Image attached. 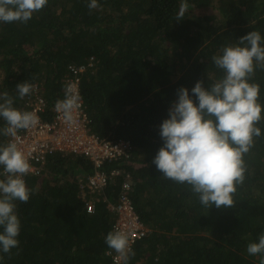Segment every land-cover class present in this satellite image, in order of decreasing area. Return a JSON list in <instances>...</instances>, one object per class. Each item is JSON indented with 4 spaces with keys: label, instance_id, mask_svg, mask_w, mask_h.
<instances>
[{
    "label": "trees",
    "instance_id": "trees-1",
    "mask_svg": "<svg viewBox=\"0 0 264 264\" xmlns=\"http://www.w3.org/2000/svg\"><path fill=\"white\" fill-rule=\"evenodd\" d=\"M89 2L48 0L27 23H0V94L8 92L23 111L15 87L27 81L50 109L63 98L67 66L93 56L94 71L79 86L90 130L131 146L128 160L102 171L130 176L127 196L148 231L128 264H261L264 254L251 256L246 248L264 234V120L244 156L247 171L233 209L204 207L190 186L166 179L151 161L177 90L191 96L197 81L207 88L223 76L212 62L223 47L243 46L238 39L250 31L264 38V0H97L100 7L91 10ZM185 2L189 8L177 22ZM249 82L259 85L264 116V70L257 68ZM44 168L25 179L31 195L16 202L19 246L0 251V264H112L105 237L116 215L102 199L116 204L122 179L93 196L79 188L94 171L88 158L56 153ZM95 199L87 213L85 203Z\"/></svg>",
    "mask_w": 264,
    "mask_h": 264
},
{
    "label": "clouds",
    "instance_id": "clouds-1",
    "mask_svg": "<svg viewBox=\"0 0 264 264\" xmlns=\"http://www.w3.org/2000/svg\"><path fill=\"white\" fill-rule=\"evenodd\" d=\"M47 4L48 0H0V23H27ZM88 7L91 10L100 5L90 0ZM188 8L186 2L181 3L175 21L183 20ZM238 42L243 46L223 47L222 54L212 57L216 68L223 72L220 79L207 88L203 81H197L191 96L186 88L177 90V100L171 103L168 118L159 126L162 147L151 161L166 179L190 186L208 209L235 207L233 197L247 171L244 156L254 146V137L261 135L256 125L264 120L259 85L249 82L257 68L264 70V38L258 31H250ZM34 87L25 81L15 88L22 100L31 95ZM13 105L14 98L8 92L0 94V119L6 124L0 128V135L18 139V133L36 126L39 117ZM81 107L82 98L70 88L64 99L55 103L56 112L69 125L76 122ZM0 168V251L8 254L19 246L21 224L16 202L27 203L31 195L24 180L31 164L15 139L0 144ZM105 244L121 264H128L135 255L130 237L123 231H110ZM246 251L251 256L264 254V234L258 243H249Z\"/></svg>",
    "mask_w": 264,
    "mask_h": 264
},
{
    "label": "built area",
    "instance_id": "built-area-1",
    "mask_svg": "<svg viewBox=\"0 0 264 264\" xmlns=\"http://www.w3.org/2000/svg\"><path fill=\"white\" fill-rule=\"evenodd\" d=\"M94 64V58L89 57L83 64H71L67 67L69 74L62 89V99H64L65 92L69 88L73 94L80 96V76L86 72H93ZM22 100L24 101L22 110L35 113L39 117V122L28 130H21L18 133V139L6 137V143L15 139V142L28 158L31 171L27 176L40 177L50 156L56 153H68L84 156L93 164V173L85 180L79 181V188L82 189L81 191L85 190L83 194L98 195L108 186L115 185L117 181L122 179V182H120L121 195L118 202L116 204L110 203L105 197L102 200L107 203L109 211L116 215L113 231L118 230L127 233L133 248L137 241L144 238L148 233L127 196V192L133 186V183L130 176L125 175L118 168H114L109 172L102 171L105 164L129 159L131 152L129 141H112L94 135L90 130L91 122L85 111L83 101L82 107L76 115V122L69 125L56 112V102L52 108H47L46 102L38 94L36 86L33 88L31 95ZM27 176L24 177V180ZM97 200L85 203L87 213L93 212L94 202ZM106 255L111 256L112 264H121L116 253L108 251Z\"/></svg>",
    "mask_w": 264,
    "mask_h": 264
},
{
    "label": "rangeland",
    "instance_id": "rangeland-1",
    "mask_svg": "<svg viewBox=\"0 0 264 264\" xmlns=\"http://www.w3.org/2000/svg\"><path fill=\"white\" fill-rule=\"evenodd\" d=\"M2 80V76H0V81Z\"/></svg>",
    "mask_w": 264,
    "mask_h": 264
}]
</instances>
